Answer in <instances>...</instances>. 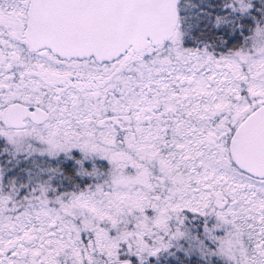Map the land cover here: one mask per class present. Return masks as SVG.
I'll use <instances>...</instances> for the list:
<instances>
[{
	"label": "snow or ice",
	"instance_id": "6c2138e0",
	"mask_svg": "<svg viewBox=\"0 0 264 264\" xmlns=\"http://www.w3.org/2000/svg\"><path fill=\"white\" fill-rule=\"evenodd\" d=\"M0 264H264V0H0Z\"/></svg>",
	"mask_w": 264,
	"mask_h": 264
}]
</instances>
